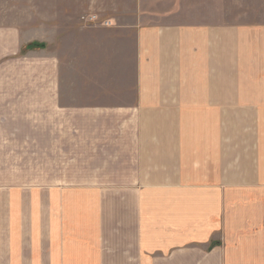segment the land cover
<instances>
[{
    "label": "crops",
    "instance_id": "crops-1",
    "mask_svg": "<svg viewBox=\"0 0 264 264\" xmlns=\"http://www.w3.org/2000/svg\"><path fill=\"white\" fill-rule=\"evenodd\" d=\"M37 3L0 26V264H264V0ZM30 142L77 182L5 183Z\"/></svg>",
    "mask_w": 264,
    "mask_h": 264
},
{
    "label": "rangeland",
    "instance_id": "rangeland-1",
    "mask_svg": "<svg viewBox=\"0 0 264 264\" xmlns=\"http://www.w3.org/2000/svg\"><path fill=\"white\" fill-rule=\"evenodd\" d=\"M38 14L37 0H0V26L22 25L30 18H34L36 27V18ZM31 22H33L31 20ZM83 25L91 26L96 24H102L104 26H110V22L100 20L98 17L89 18V16H83L81 19ZM36 32V28L34 29ZM32 31V30H31ZM33 34H37L34 33ZM38 35L32 39L36 40ZM41 46L45 48L43 43ZM30 47H39V42L35 41L29 45ZM40 46V47H41ZM70 52L69 47L62 53L64 60L67 59L66 54ZM64 63V62H63ZM17 76L16 73L13 74ZM9 85L13 82H17V78L14 77L12 82L8 80ZM29 136V133H24ZM33 136V135H31ZM30 141L32 138L30 137ZM36 144L30 142L26 149L15 151L14 153H20L19 156H14V163L7 165V175H12V179H8L4 182L8 184H24L27 186H37L39 184H58L59 186H68L76 183V180L70 179V170L68 166V157H65L64 153L59 152L53 163V157H46L44 159L40 153ZM46 150H50L46 148ZM50 161V162H49ZM1 166V165H0ZM11 171V172H10Z\"/></svg>",
    "mask_w": 264,
    "mask_h": 264
},
{
    "label": "water",
    "instance_id": "water-1",
    "mask_svg": "<svg viewBox=\"0 0 264 264\" xmlns=\"http://www.w3.org/2000/svg\"><path fill=\"white\" fill-rule=\"evenodd\" d=\"M36 47V46H35Z\"/></svg>",
    "mask_w": 264,
    "mask_h": 264
}]
</instances>
